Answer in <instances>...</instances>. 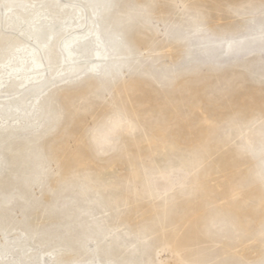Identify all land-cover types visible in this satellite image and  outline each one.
Segmentation results:
<instances>
[{
	"label": "rangeland",
	"instance_id": "374dc122",
	"mask_svg": "<svg viewBox=\"0 0 264 264\" xmlns=\"http://www.w3.org/2000/svg\"><path fill=\"white\" fill-rule=\"evenodd\" d=\"M106 2L0 0V264H261L264 0Z\"/></svg>",
	"mask_w": 264,
	"mask_h": 264
},
{
	"label": "snow or ice",
	"instance_id": "6c2138e0",
	"mask_svg": "<svg viewBox=\"0 0 264 264\" xmlns=\"http://www.w3.org/2000/svg\"><path fill=\"white\" fill-rule=\"evenodd\" d=\"M124 0H107L105 7L111 10L120 9ZM165 4V0H146L145 3L139 5V11L137 12L138 18H148L151 10H159ZM159 31V29H157ZM168 34L171 35V31L168 30ZM124 123L123 117L119 112H116L112 117H109L101 127L107 129V138L111 139L114 132H116ZM95 129H90L89 134L94 137ZM264 264V260L261 261Z\"/></svg>",
	"mask_w": 264,
	"mask_h": 264
},
{
	"label": "bare ground",
	"instance_id": "6f19581e",
	"mask_svg": "<svg viewBox=\"0 0 264 264\" xmlns=\"http://www.w3.org/2000/svg\"><path fill=\"white\" fill-rule=\"evenodd\" d=\"M39 16V17H38ZM37 17H38V19L39 20H42V16H41V14L40 15H38L37 14ZM33 19H34V16L32 17ZM44 22V21H43ZM38 29V28H37ZM73 41H77V38H75V39H73ZM81 40H78V42H76L77 44H81ZM35 49L34 48H32L31 50H28L26 53H25V55L23 56H21V59H19L18 61V63H17V66L15 67V68H13V75H15V76H18V75H21V74H24V73H26L25 72V70L27 69V68H31V67H33V71L36 69V68H38V70H41V69H39L40 68V66H41V63H40V61H39V59L37 58V54H36V51H34ZM70 53H75V48L74 49H70V51H69ZM71 54V55H72ZM99 54V53H98ZM25 63H28L27 65H25ZM37 70V71H38ZM11 72V70H9V73ZM27 78H26V80H24L23 81V84L22 85H24V86H27V85H30L31 83H33V82H37V81H39V78L40 77H38V78H34L35 80H33L32 82H31V79H30V77H29V75H27L26 76ZM3 83H7V81H4ZM6 85H8V86H11V83H9V84H6ZM23 86V87H24ZM9 89V88H8Z\"/></svg>",
	"mask_w": 264,
	"mask_h": 264
},
{
	"label": "clouds",
	"instance_id": "9594fccd",
	"mask_svg": "<svg viewBox=\"0 0 264 264\" xmlns=\"http://www.w3.org/2000/svg\"><path fill=\"white\" fill-rule=\"evenodd\" d=\"M165 2H166V0H165ZM135 36H136V33H135V30L132 32V33H130V39H135Z\"/></svg>",
	"mask_w": 264,
	"mask_h": 264
}]
</instances>
